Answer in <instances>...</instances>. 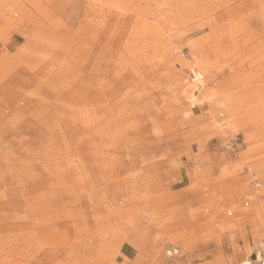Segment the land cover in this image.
Returning a JSON list of instances; mask_svg holds the SVG:
<instances>
[{"label":"rangeland","instance_id":"1","mask_svg":"<svg viewBox=\"0 0 264 264\" xmlns=\"http://www.w3.org/2000/svg\"><path fill=\"white\" fill-rule=\"evenodd\" d=\"M263 239L264 0H0V264Z\"/></svg>","mask_w":264,"mask_h":264},{"label":"built area","instance_id":"2","mask_svg":"<svg viewBox=\"0 0 264 264\" xmlns=\"http://www.w3.org/2000/svg\"><path fill=\"white\" fill-rule=\"evenodd\" d=\"M260 185V182L254 183L256 193L258 192V188L260 187ZM165 256L166 260L164 264H184L180 254V248L177 245L171 244L165 250ZM248 264H264V239L257 242V244L255 245L251 260H249Z\"/></svg>","mask_w":264,"mask_h":264},{"label":"bare ground","instance_id":"3","mask_svg":"<svg viewBox=\"0 0 264 264\" xmlns=\"http://www.w3.org/2000/svg\"><path fill=\"white\" fill-rule=\"evenodd\" d=\"M258 193V192H257ZM247 264H248V262H247Z\"/></svg>","mask_w":264,"mask_h":264}]
</instances>
